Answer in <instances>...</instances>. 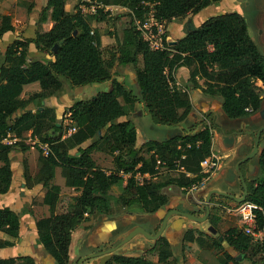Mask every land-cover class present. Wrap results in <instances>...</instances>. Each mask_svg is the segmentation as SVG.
<instances>
[{"label":"trees","instance_id":"1","mask_svg":"<svg viewBox=\"0 0 264 264\" xmlns=\"http://www.w3.org/2000/svg\"><path fill=\"white\" fill-rule=\"evenodd\" d=\"M101 1L126 8L113 15L100 11L92 17L96 22H105L107 27H120L121 35L114 45H102L89 19L77 10H69L65 0H46L37 20L35 36L19 35L2 54L0 52V139L8 131L22 136L30 129L40 141L50 146L46 156L39 150L37 173L31 176L25 168L24 176L26 186L41 183L47 187L43 203L48 206L49 214L37 219L35 227L38 241L53 264H68L71 234L80 223L92 215L95 219L106 216L107 194L113 185L125 181L120 192L124 206L139 204L143 211L154 213L169 204V195L161 189L163 186L152 179L138 183L134 176L137 171L155 173L157 161L173 168L174 161L179 159L184 170L192 175L181 173L166 184L180 188L200 181L199 162L209 154L212 144L209 125L204 124L195 133L147 140L143 149L136 145V128L131 120L115 122L132 112L138 101L147 108L155 124L176 125L183 121L192 105L189 92L176 85L172 77L174 69L186 66L191 88L198 87L203 94L219 98L221 109L229 118L255 112L264 102V56L249 35L240 13L230 11L209 16L175 42L165 40V49L150 48L136 29L135 18H143L148 10L142 2L153 3L157 20L169 21L189 13L196 14L220 0ZM14 29L11 16L0 14V37ZM31 45L42 56L31 58ZM126 66L134 70L138 95L127 88L125 81L113 77ZM197 75L202 79L201 83L195 80ZM63 78L71 87L109 82L108 89L87 99H78L67 108L69 122L66 126H76V131L68 136H64L66 128L63 129L50 107L40 104L36 110L26 109L33 99L42 101L61 93ZM33 82H38L39 91L26 99L21 98L23 86ZM246 108L251 111L247 112ZM87 140L90 143L81 147ZM16 145L28 148L19 142L0 143V193L9 189L11 151ZM74 147L78 155L69 153ZM93 150L112 156L113 170L106 172L96 165L91 157ZM144 152L149 154L148 158ZM258 156L262 172L255 183L248 185L246 200L261 207L257 210L256 223L264 231V148ZM56 166L66 171L65 184L78 191L72 201L60 196L58 185H49ZM120 172L129 176L124 179ZM19 227V214L9 207H0V231L18 238ZM187 238L192 239L189 235ZM225 239L235 252L248 259L257 256L253 262L264 264V235L262 240L254 241L240 228L232 227L227 229ZM158 241L161 243L158 262L166 263L171 255L169 242L165 237H159ZM197 243L205 246L203 239H197ZM213 243L216 247L220 245L219 237L213 239ZM13 244L12 240L0 237V248ZM19 260V264H35L30 255L0 258V264H18ZM112 261L116 264H156L145 255L116 254ZM105 264H111V261H105ZM220 264H240V261L225 251Z\"/></svg>","mask_w":264,"mask_h":264},{"label":"rangeland","instance_id":"2","mask_svg":"<svg viewBox=\"0 0 264 264\" xmlns=\"http://www.w3.org/2000/svg\"><path fill=\"white\" fill-rule=\"evenodd\" d=\"M45 2L46 0H0V14L10 15L13 23L16 24V30L22 29V31L26 32L25 34L27 36L34 37L37 28V20ZM65 4L69 10L74 11L77 8L76 0H65ZM125 9V7L120 5L117 10L112 9L111 14L113 15L120 11H125ZM230 11L238 12L243 16L248 27L249 35L257 46L259 52L264 56V0H222L221 2L212 3V5L210 4L207 10H202V12H200V14L196 17L204 19L208 16ZM184 17H176L174 19L181 20ZM87 19H89L93 31H95V33L99 36L102 45H114L116 38L120 37L121 30L119 26L110 28L105 25V22H96L95 19H92V17H88ZM34 26H36L35 29H33ZM164 30L165 33H167L166 40L170 43L173 42H171V38H175L174 35L179 34L175 32L174 34H169L167 25H165ZM181 30L182 29H180V32L183 31ZM2 38L3 35L0 37V40H2L0 41L1 54L10 43L8 41H3ZM31 47L35 50L32 53L34 58L42 56V54L37 51L33 45H31ZM1 59H3V55H1ZM139 65H141V62H139ZM132 71L134 72L133 68ZM63 82H66L64 78ZM136 94L138 95V89H136ZM217 104L218 103L211 104L210 102L208 107L213 109L214 112L208 113L205 112L206 109L200 107L199 104L197 106L194 105L188 116L185 118L186 121H184V119L176 125L155 124L152 121L151 115L146 107L142 109V114L139 117L133 118L139 131L138 137L140 138L142 136L140 135V132H143V136L148 139L163 140L166 139L169 132H172L173 130L194 132L197 127L200 129L204 124L211 127L213 134L215 132H227L229 135H233L235 137V140H232L230 144H223L221 140H217L216 143H214V149L220 148L222 150L221 153L224 151H226V153L229 152L228 156H224L221 160L219 168L200 185L199 189L192 192L185 191L182 187L178 188L173 184H166L168 181H172L174 177H179L181 173L176 171L174 167L168 168L163 164L157 165L158 173L156 175V179L154 180L163 186L161 189L170 196V200H184L183 209L193 210V212L199 215H203L204 213L205 197L207 189L210 186H215L220 191L236 196L242 195L243 188L241 180L237 174H234L233 176L232 173H234V171L232 169H234L236 161L241 158V156L250 147L249 145L248 147H244L245 143H251L250 135L245 132L248 130L247 128L256 127L260 123L264 122V117H261L259 113L263 105L257 111L246 114L243 117L229 118L224 114L222 109L220 110ZM196 110L201 112V120H199L200 116ZM248 120L249 122H253L249 127L247 125L249 123ZM180 127L183 128L181 129ZM220 145H223L224 148H221ZM28 147H32L33 151V155L30 156L29 159V167L33 168L37 162L40 166L38 159V147ZM142 147L145 149L146 145L142 144ZM96 151L97 152H95L94 158L98 166L106 172L113 170L114 166L112 165V156L102 151ZM144 156L148 158L149 154L144 152ZM240 169L243 175L246 170L254 173V175L251 174L247 175V177L244 176V180L248 188V185L255 183L258 176H260L262 172L258 155L242 162ZM123 177L125 179L127 174L123 175ZM121 184V182L116 184V187L114 186L108 191L110 209L103 219H95V217L90 216L72 231L69 247L70 259L68 264H77L78 259L82 256L90 253L102 252L110 247H114L136 226H142L147 232H152L150 221L154 220L153 213L143 211L139 204L124 206L120 198ZM58 185L60 187V196L66 197L68 201H72L73 196L78 194L77 190L72 187H68L62 180L59 181ZM38 197L39 196H36L34 199L35 202L33 201L31 203V206H36L34 210H36L37 213H39V208L37 207L43 203V200L37 201ZM238 203L239 202L232 201L231 199L219 194H213L211 195L209 201V215L205 221L193 222L185 217H181V225L179 223L176 224L177 222H173L172 227H169L170 229H174L173 232L169 233V236L166 235L165 228L162 233L169 241L168 247L171 251V255L166 263L158 262V251L161 243H159L157 239L153 242H149L147 244L145 243L142 249L143 242H145L146 239L143 235H137L114 251L107 253V255L105 254L104 256L100 255L93 258L91 257L83 261L82 264H101V259H103L101 257L107 258L106 261H111V264H116L112 261V256L116 254L133 256L145 255L156 264H220V258L225 251L239 257L238 261H240V264H255L253 260H257V256L252 259L245 258V256L241 253L235 252L231 249L225 239L227 229L232 227L240 228L239 220L234 212V208ZM172 206H179L178 202L172 204ZM25 210H27L26 207L23 208V211ZM130 213L132 216L129 219ZM154 215L155 218H157L156 214ZM124 222L126 224H124ZM110 223L115 224V229L112 230L111 233L107 232L105 234L106 228H108L109 225H112ZM160 223L161 220L156 219L154 231L159 229ZM209 225L216 228L217 231L215 234L207 230ZM99 229L101 232H98ZM187 235L191 236L192 239L188 240ZM0 236L8 237L13 241L14 246L9 248L10 256L30 255L33 257L35 264H53L51 257L46 251H44L42 245L38 241L37 233L33 231L22 233L18 238H15L0 231ZM216 237H221V239H219L220 245L217 247L213 243V239ZM199 238L204 240L205 246H199L197 243V239ZM17 262L19 264L20 260Z\"/></svg>","mask_w":264,"mask_h":264},{"label":"crops","instance_id":"3","mask_svg":"<svg viewBox=\"0 0 264 264\" xmlns=\"http://www.w3.org/2000/svg\"><path fill=\"white\" fill-rule=\"evenodd\" d=\"M221 1L222 0H220L219 2H221ZM209 6L210 5L203 8L202 10H207L209 8ZM202 10H200L196 14L189 13L188 15H186L181 20H175L173 18V19L165 22V25H167V30H169V34L170 33L174 34V32L179 33L177 35H174L175 38H171V42L176 41L177 39L183 37L188 31L192 30L191 25L193 26V28H196L206 19V18L201 19V18L196 17L198 14H200V12H202ZM13 25L15 26L16 24L13 23ZM35 28H36V26L33 27V29H35ZM180 29H182L183 31L181 30L182 32H180ZM14 30H16V28ZM25 33L26 32L22 31V29H19L16 31H7L3 34L2 39H3V41L11 42L13 39H15L19 35L23 36V37H33V36H27ZM9 35H10V37H9ZM0 41H2V40H0ZM33 51H35V50L32 47H30V51H29L30 55L29 56L31 58L34 57V55H32ZM113 77L119 81H125L127 88L131 89L136 94V89H138V88L135 84V75H134V72L132 71L131 67L126 66V67H123L122 69H119V73ZM172 77H173L176 85L179 88L186 89L189 92V95H190L189 98H190L192 108L194 105L197 106L199 104L200 107H203L204 109H206L205 112H207V113L208 112H214L213 109L208 107V104H210V102H211V104L218 103L217 105L221 110L219 98H217L215 96L203 94L198 87L191 88V86H190L191 82L189 80V69L186 66H179L176 69H174V71L172 72ZM127 78H128V80H127ZM195 80L198 83H201V81H202V79L198 75L195 76ZM258 84L261 85L260 82H258ZM30 88H31V90H30ZM108 88H109V82H106V84L97 83V84L83 85V86H76V87H71L67 82H64L61 93L53 94V95L45 98L42 101H39L38 99H33L32 101H30L27 104L26 109L36 110L38 107H40V104L45 105L47 107H50L51 109H53L55 111L57 119L63 125V129H65V128L67 129L66 124L69 122V119H68L69 112L67 111V108L69 106H71L78 99H87L89 97L94 96L100 90H106ZM39 89L40 88H39L38 82L26 84L23 86V90L21 92L20 97L26 99L30 94L39 91ZM27 90H30V91H27ZM120 101H123L121 97H120ZM144 107H145L144 104L142 102L138 101L134 105L132 112H130L128 115L119 117L115 121V122H120V121H124V120L129 119L134 123L135 128H136V134H137V140H136L137 147H142V144H144L145 141L152 140V139H148L145 136H143V132H140V135H142L141 138L138 137L139 131H138V128L136 126V122L133 119L134 117H139L142 114V109ZM196 111H198V110H196ZM17 113H20V110ZM197 113H199V116H200L199 120H201V118H202V116L200 114L201 112L198 111ZM184 121H186V119ZM248 122H249V120H248ZM252 123L253 122H249L247 124L248 127ZM260 125H261V123L256 127H249L247 129L248 130L256 129ZM197 129H199V127H197L194 132L184 131V130L183 131H181V130L174 131L173 130L172 132H169L168 137H170L174 134H177V133L179 134L180 132H183L184 134L195 133L197 131ZM28 131H30V129ZM50 132L52 134H54L53 131H50ZM225 134L230 136L229 138H231V139L233 138V140H235V137L233 135H229V133H227V132H225L223 135H221L219 132H215L214 134L212 133V144L214 145V143H216L217 140H221V142H223V144H224L225 142L223 141V139H224ZM262 136H261V138H262ZM89 143H90V140H87L81 144V147H84V146L88 145ZM248 145L250 147L246 152H249L252 149V145H253L252 140H251V143L249 142V144H248V142L245 143L244 147H248ZM220 147L224 148L223 145H220ZM216 149H218L220 152L222 151L220 148H216ZM95 152H97V151L93 150L91 152V157L94 160V162L96 163V165H98L97 162L95 161V158H94ZM69 153L71 155H78L79 152L77 151V148L74 147V148H71L69 150ZM228 153L229 152L226 153V151H224L222 154L224 156H228ZM32 155H33L32 147H28L26 149H23L22 146L21 147L16 146L13 148V150L11 151V163H10L11 171H12V178H11L10 186H9V189L7 192L0 193V207H9L11 210H13L19 214V221H20L19 235L22 233H27V232H32V231L37 233L36 227H35L36 220L39 218L48 216V206L46 204L41 203L37 207V208H39V213H37V211L34 210L36 206H34V207H33V205L31 206V203L34 201L36 196H39L37 201L43 200L42 198H43L44 192L46 191L47 187L43 186L41 183H36V184H33L32 186H26V184H25L26 180H25V176H24V169L27 168L29 171V174L31 176H34L37 173V171L39 170L38 162H37V164L35 163V166H34L35 169H34V167L32 168V167H29V165H28V163H30V161H29L30 156H32ZM257 155H259V154H257ZM65 172L66 171L61 166H56L54 168L53 178L49 181V185H58L59 181H61V180L64 181V184H65ZM119 174L122 175V177H123V175H125V174H122L121 172ZM251 174L254 175L253 172H250V171L248 172L247 170L244 172L245 177H247V175H251ZM124 184H125V181H122V184L120 187H122ZM114 186L116 187L117 185L116 184L113 185L110 189H112ZM212 188L217 189V187H215V186H210L207 189V192L209 189H212ZM170 199L171 198L169 196V204L165 208H163V209L160 208L159 210H157L156 212L153 213V219L154 220L150 221L151 222L150 226L152 228L151 229L152 232H148V233L153 234V233H156L158 231V230L154 231L156 219L162 220L161 218L164 216L166 211H168L170 209H179V210L188 211V212H192L196 215H199V214L193 212V210H184L183 209L184 200L177 199L176 201H172ZM176 202H178L179 206L173 207L172 204H175ZM37 203H39V202H37ZM107 205H108V211H109V209H110V207H109V193L107 194ZM133 205H135V204H133ZM25 207L27 210L23 211V208H25ZM154 214H156L157 218H155ZM91 217H93V215ZM130 217H131V214L129 216V219H130ZM181 217L182 216H179V215H171L168 217L167 223L165 226L166 229L164 228L167 236H169V233L173 232V230H174L173 228H171V229L169 228L170 226L172 227L173 222H177L176 224L179 223L181 225ZM190 221H192V220H190ZM193 222H195V221H193ZM110 224H112V223H110ZM112 225H109L108 228H106V229H109L110 227H112ZM100 229L98 230V232H101ZM159 237H164L163 233H161V235ZM1 238L11 240L8 237H1ZM158 238H157V240H158ZM153 241H155V240L146 239V241L143 242L142 249H143V246L145 243L147 244V243L153 242ZM13 246H14V244L12 246L1 247L0 248V258L11 257L9 248H12ZM101 258H103V259H101V264H104L103 262H105L107 260V258H105V257H101ZM69 259H70V256H69Z\"/></svg>","mask_w":264,"mask_h":264},{"label":"built area","instance_id":"4","mask_svg":"<svg viewBox=\"0 0 264 264\" xmlns=\"http://www.w3.org/2000/svg\"><path fill=\"white\" fill-rule=\"evenodd\" d=\"M143 5L148 7V10L145 11L143 18L136 17L135 25L136 29L139 31L141 37L144 41L147 42L150 48L152 49H165V22L166 20H157L153 14V3H144ZM77 8L76 10L79 13L88 18L97 15L100 11L104 13L111 14V10H117L120 5L106 4L101 0H76ZM92 33V31H91ZM167 41V40H166ZM169 84L172 85V80L169 78ZM183 89V88H181ZM247 112H250V108L245 109ZM76 131V126L72 125L67 127L64 136H68L72 132ZM23 143L28 146H36L41 151V153L46 156L50 153L49 143L40 141L37 135H33L31 130L24 133L22 136H17L13 132L8 131L5 136L0 139V143L6 145H12L15 143ZM189 146V144H187ZM180 146H178L179 148ZM181 157H184L182 155ZM224 158V155L218 150L213 148L211 144L210 152L199 162L200 169L199 173L201 175L200 181L191 183L187 187H182L183 190L192 192L197 190L200 185L206 181L220 166L221 160ZM158 164H163L164 162L157 161ZM174 169L180 173H183L185 176H191L190 172L184 170L180 165L179 159L174 161ZM157 168V166H156ZM157 171L155 173H140L137 171L134 176L138 183H142L144 180L156 179ZM129 175L127 174V177ZM257 210H261V207L254 203L253 201L244 200L239 202L235 208L234 212L239 220L240 229L247 235H249L254 241H260L263 238L264 231L262 228H258L256 223Z\"/></svg>","mask_w":264,"mask_h":264},{"label":"water","instance_id":"5","mask_svg":"<svg viewBox=\"0 0 264 264\" xmlns=\"http://www.w3.org/2000/svg\"><path fill=\"white\" fill-rule=\"evenodd\" d=\"M192 29L193 26L191 25ZM175 42V41H173ZM57 46V44H55V47ZM103 84H106V82H103ZM263 106L261 107L262 109L260 110V116L261 117H264V102L262 104ZM247 134L250 135L251 137V140H252V149L249 151V152H245L241 158H239L236 163H235V166H234V169H232L234 171L233 176L234 174H237L241 180V183H242V188H243V192H242V195L241 196H236V195H233V194H229L227 192H224V191H220L219 189H216V188H212V189H209L207 194H206V197H205V205H204V213L203 215H196L192 212H188V211H183V210H179V209H170L168 211H166V213L164 214V216L161 218V223H160V227L158 229V231L156 233H148L142 226H136L134 227L130 232L129 234L124 237L117 245H115L114 247H110L102 252H95V253H90V254H87L85 256H82L78 259L77 261V264H82L83 261L89 259V258H93V257H96V256H104L105 254L109 253V252H112L114 251L115 249H117L118 247L122 246L123 244L127 243L129 240H131L132 238H134L135 236L137 235H143L146 239H149V240H156L162 233V231L164 230L165 226H166V223H167V219L169 216L171 215H179V216H182V217H185L189 220H192V221H195V222H202V221H205L209 215V201H210V196L212 194H219L221 196H224V197H227L229 199H231L232 201H235V202H242L246 199V195L248 193V188H247V184L244 180V175L243 173L241 172V169H240V165L242 162L248 160L249 158L257 155V153L259 154L260 153V150L264 148V122L261 123V125L259 127H257L256 129H250V130H247L245 131ZM221 135L224 134V132H219ZM263 135V136H262ZM262 136V138H261ZM230 136L226 135L224 136V139L223 141L225 143H228L230 144L231 141L233 140V138H229ZM233 137V136H232ZM223 143V142H222ZM259 157V156H258ZM231 170V171H232ZM199 189V188H198ZM166 206H163V208H165ZM131 214V213H130ZM129 216V215H127ZM132 216V215H131ZM207 230L213 234L216 233V228L212 225H209L207 227ZM107 231V229H106ZM219 239H221V237H219ZM237 259H239V257H236ZM105 264V262H104Z\"/></svg>","mask_w":264,"mask_h":264},{"label":"flooded vegetation","instance_id":"6","mask_svg":"<svg viewBox=\"0 0 264 264\" xmlns=\"http://www.w3.org/2000/svg\"><path fill=\"white\" fill-rule=\"evenodd\" d=\"M128 214H129V213H128ZM124 224H126V223L124 222ZM114 227H115V225L113 224L112 227H110L109 229H107V231L105 232V234H106L107 232H108V233H109V232L111 233L112 230L115 229ZM120 255H122V254H120Z\"/></svg>","mask_w":264,"mask_h":264}]
</instances>
